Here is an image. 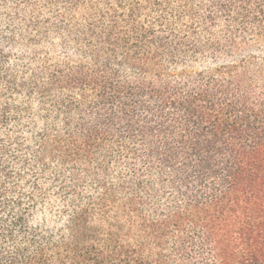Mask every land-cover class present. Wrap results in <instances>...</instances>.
Wrapping results in <instances>:
<instances>
[{"label":"trees","instance_id":"trees-1","mask_svg":"<svg viewBox=\"0 0 264 264\" xmlns=\"http://www.w3.org/2000/svg\"><path fill=\"white\" fill-rule=\"evenodd\" d=\"M0 264H264V0H0Z\"/></svg>","mask_w":264,"mask_h":264}]
</instances>
